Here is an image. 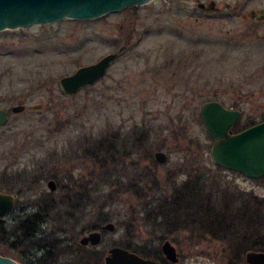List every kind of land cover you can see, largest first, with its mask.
<instances>
[{"label":"rangeland","instance_id":"obj_1","mask_svg":"<svg viewBox=\"0 0 264 264\" xmlns=\"http://www.w3.org/2000/svg\"><path fill=\"white\" fill-rule=\"evenodd\" d=\"M211 1L215 10L197 7ZM260 10L264 0H152L96 19L1 31L0 108L9 119L0 127V192L18 200L3 219L0 254L21 264L72 263L82 250L73 244L111 222L114 230L103 231L101 243L86 251L104 254L120 242L160 248L168 240L179 254L176 264L235 259L228 240L196 225L173 231L146 222L127 189L153 170L158 184L197 174L214 192L228 187L264 198L262 178L213 164L212 141L199 118L209 100L242 111L241 122L264 111ZM113 52L100 80L75 95L59 92V78ZM16 105L24 110L11 112ZM157 151L166 154L165 163L155 161ZM48 200L56 208L45 210L35 236L13 231L21 215ZM190 215L194 221V210ZM256 239L253 230L249 241ZM62 245L72 250L62 253ZM249 251L256 249L244 258Z\"/></svg>","mask_w":264,"mask_h":264},{"label":"water","instance_id":"obj_2","mask_svg":"<svg viewBox=\"0 0 264 264\" xmlns=\"http://www.w3.org/2000/svg\"><path fill=\"white\" fill-rule=\"evenodd\" d=\"M152 0H0V32L31 27L33 25L51 24L62 19L91 20L107 13H115L126 7L141 6ZM197 7L215 10V3L208 6L197 3ZM258 19L264 18L259 11ZM253 16L254 13L251 12ZM121 47L119 51H122ZM117 53H108L98 61L78 67L74 72L64 75L57 82L62 95H75L81 89L93 85L105 76ZM23 105L11 107V112L19 113ZM241 117L239 109L225 107L217 100L205 101L199 109V118L206 134L211 139L210 157L214 165L236 171L250 179L264 177V120L253 124L239 132H233L232 127ZM9 119V112L0 108V127ZM157 163L163 164L167 156L162 151L154 153ZM49 191L56 189V183L47 181ZM16 195L0 192V223L8 216L14 207ZM111 222L101 229L113 231ZM101 242L98 230L90 231L79 239L80 245L97 246ZM160 251L166 261L176 264L179 254L173 244L163 240ZM245 264H264V250L249 251L245 254ZM0 264H21L15 259L0 254ZM104 264H162L157 260L146 258L121 246H112L104 256Z\"/></svg>","mask_w":264,"mask_h":264},{"label":"trees","instance_id":"obj_3","mask_svg":"<svg viewBox=\"0 0 264 264\" xmlns=\"http://www.w3.org/2000/svg\"><path fill=\"white\" fill-rule=\"evenodd\" d=\"M234 107L236 108V106ZM263 120L264 111L255 116H249L246 122L238 121L232 130L238 132L244 129V126L248 127ZM218 168L221 167L218 166ZM148 172V177L140 178L137 183L131 184L127 189V191H132H129L130 195L137 201L138 212L145 215L146 222L152 221L153 225L157 223L158 229H173V231L184 228L192 229L190 225H196L198 230L228 240L235 257V259L229 258L228 264H245L243 256L249 249L264 250V198L256 195L241 196L238 192L230 191L228 187L219 188L214 192L213 188L209 190L204 178L202 176L197 177V174L193 175L191 179L188 176L183 182H178L173 177H169L162 185L158 184V177L153 170H148ZM156 184L158 186H155ZM212 199H214L213 203ZM48 201L49 208H56L52 200ZM193 210L194 221L193 219L187 220L189 216H192L190 214L193 213ZM45 215L43 212L40 215L23 214L17 225L11 226V228H14V232L20 231L30 238L38 233L41 223L45 220ZM178 221L182 223L179 225ZM242 221H246L250 225L245 226ZM27 229H30L29 234ZM240 229L248 230L240 232ZM253 230L257 239L251 243L249 240L252 239ZM5 233L4 221H2L0 234L3 236ZM239 233L244 234V236ZM14 236V234L11 235L12 238ZM10 243L12 249L14 242L11 241ZM119 245L143 257L161 263L167 262L158 246L152 247L129 242H120ZM62 246H64L62 253L71 249L67 245ZM46 251L49 255L50 250L46 249ZM57 256L50 263H56ZM68 264H103V254L81 250L73 257L72 263Z\"/></svg>","mask_w":264,"mask_h":264},{"label":"flooded vegetation","instance_id":"obj_4","mask_svg":"<svg viewBox=\"0 0 264 264\" xmlns=\"http://www.w3.org/2000/svg\"><path fill=\"white\" fill-rule=\"evenodd\" d=\"M216 8V7H215ZM249 127V126H248ZM247 128V127H246ZM245 129V128H244ZM243 130V129H242ZM233 131V130H232ZM236 172V171H235ZM57 187V186H56ZM56 190V189H55ZM51 192V191H50ZM54 192V191H53ZM16 195V194H15ZM17 200H18V196L16 195V198H15V201H14V207H15V205H16V202H17ZM14 207H13V209H14ZM49 208V205L47 206V205H42L40 208L39 207H37V211H35V212H33V213H28V214H31V215H35V214H38V215H40V213H45V210H47ZM13 211V210H12ZM104 225V224H103ZM102 225V226H103ZM102 226H100L98 229H95V230H98V231H100V233H101V241H102V232L103 231H105V230H102L101 229V227ZM92 231H94V230H92ZM80 239V238H79ZM79 239H78V242H77V244H73V246H72V248H74V249H76L77 247L78 248H82V250H85L88 246L90 247V248H95L96 246H91L90 244H88V245H85V246H83V245H80L79 244ZM101 243V242H100ZM99 245V244H98ZM97 245V246H98ZM71 247V246H70ZM90 251V250H89ZM106 253H107V251H106ZM106 253H104L103 254V264H104V256L106 255ZM162 264H166V263H162Z\"/></svg>","mask_w":264,"mask_h":264}]
</instances>
